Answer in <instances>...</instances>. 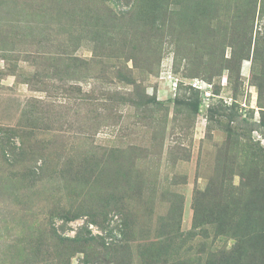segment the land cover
I'll use <instances>...</instances> for the list:
<instances>
[{"label":"rangeland","instance_id":"obj_1","mask_svg":"<svg viewBox=\"0 0 264 264\" xmlns=\"http://www.w3.org/2000/svg\"><path fill=\"white\" fill-rule=\"evenodd\" d=\"M0 264H264V0H0Z\"/></svg>","mask_w":264,"mask_h":264}]
</instances>
